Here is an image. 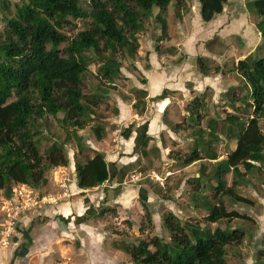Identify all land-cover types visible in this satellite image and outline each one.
Returning a JSON list of instances; mask_svg holds the SVG:
<instances>
[{"label":"crops","instance_id":"obj_1","mask_svg":"<svg viewBox=\"0 0 264 264\" xmlns=\"http://www.w3.org/2000/svg\"><path fill=\"white\" fill-rule=\"evenodd\" d=\"M231 1L209 22L201 18L200 4L189 1L151 22L147 46L138 40L137 76L121 72L131 80V89L108 93L114 114L101 122L90 115L93 120L75 132L83 145L80 152L89 153L86 158L104 154L108 180L80 189L75 172L80 161L71 147L67 165L45 176L47 189L54 192L33 189L58 196L57 201L19 216L8 243L0 244V264H133L127 250L141 238L147 213L155 232L166 211L178 218L208 216L215 204L204 199L215 191L214 181L223 179L230 187L226 182L232 168L223 178L225 166L220 164L236 148L238 129L233 132L232 118L252 117V109L244 115L251 100L245 104L243 92L249 89L235 66L248 56L264 57V35L251 10ZM78 138L72 137L76 148ZM193 153L199 159L185 163ZM252 192L250 198L238 195L264 210V183ZM15 201L12 192L6 197L0 190V229L8 226L7 213Z\"/></svg>","mask_w":264,"mask_h":264},{"label":"trees","instance_id":"obj_2","mask_svg":"<svg viewBox=\"0 0 264 264\" xmlns=\"http://www.w3.org/2000/svg\"><path fill=\"white\" fill-rule=\"evenodd\" d=\"M183 1H197L203 22H209L222 12L228 0ZM169 4L170 0H87L84 9L81 0H26L16 7L14 17L5 18L6 28L0 41V190L6 197L12 192L11 185L40 188L46 182L47 168L67 165L64 144L53 142L48 148V166H43L34 140V122L60 113L61 123L71 128L66 139H77L75 132L85 125L86 116H95L101 97L108 96V92L97 86L93 98H84L80 86L87 66L81 62L80 54L88 50L98 53L102 42L103 51H109L110 55L103 59L99 71L112 82L121 75V66L114 57L116 51L132 58L139 46L137 34L143 29L142 19L151 17L156 6L159 11L155 21L162 20ZM247 5L253 6L263 22L264 0H252ZM179 8L178 5L176 10ZM68 18L89 19L91 26L69 38L59 30L70 25ZM162 26L164 29V21ZM235 70L249 86L251 103L247 107L252 109V117L245 123L232 118L239 130L237 144L220 164V167L225 165L222 176L231 168L234 174L241 175L239 166L244 174L259 172L264 165V133L260 127V122L264 123V57L248 56L236 64ZM91 130L100 138L98 129ZM76 145L80 152L83 145L79 138ZM196 159L198 155L193 153L184 162ZM75 172L80 189L96 187L109 178L104 154L98 152L86 158L83 165L76 163ZM216 177L220 175L217 173ZM217 183L216 194L252 205L251 200L235 194L232 186L226 188L223 179ZM222 202L208 209L206 223L250 219L237 211H227ZM145 218L150 222L148 213ZM164 226L170 233L169 243L156 238L150 244L140 242L129 248L127 253L133 264H225L226 246L243 239V232L236 228H216L210 232L190 223L181 225L170 212L167 216L164 214ZM150 245L154 251L149 249ZM261 255L264 258V252Z\"/></svg>","mask_w":264,"mask_h":264},{"label":"rangeland","instance_id":"obj_3","mask_svg":"<svg viewBox=\"0 0 264 264\" xmlns=\"http://www.w3.org/2000/svg\"><path fill=\"white\" fill-rule=\"evenodd\" d=\"M252 0H232L231 2L239 3V4H245L246 7L251 10V17L254 25L257 27V29L264 33V21H260L259 16L255 13L253 6H248L247 4L251 2ZM23 2H26V0H0V41H2V34L6 28V19L8 17H14L16 12V7L20 6ZM179 0H170V4L168 5L167 9L169 7H175L179 5V7H183L187 5V2L181 0L180 4H178ZM192 3H198L197 1H191L189 2V5H192ZM6 5L4 8L1 6ZM81 6L86 9L87 6V0H81ZM158 7L154 6L152 9V16L148 18L142 19V26L143 29L140 33L137 34L138 40L141 39L142 43L141 45L147 46V34L151 32V28L153 25H151V22L154 23L155 18L154 14L158 12ZM165 12H163L162 17H165ZM68 20L71 22L70 25H64L62 28H60V32L65 34L67 37L72 38L76 36V34L80 31L86 30L90 28V20L89 19H78L73 20L68 18ZM153 29L152 36L155 38L156 33ZM147 32V34H145ZM138 49L136 54L130 58L126 53L117 50L114 54L115 60L120 64L121 68L120 71L125 73H132L135 76V63L137 62V53L140 49V44H138ZM64 44L61 45L59 48L62 50L64 48ZM263 51V53H262ZM262 55H264V47H262V50H260ZM110 55L109 51H103V43L101 42L99 45V52H95L93 50H88L80 54L79 58L82 63H84L87 66V71L84 74L82 80L83 83L80 86L81 90L84 94V98H93L94 94L97 93V86H100V88L108 93L112 94H122V92L126 91L129 92L131 89V80L127 79L124 75H119L116 77L112 82L105 79L103 75L99 71V67L103 63V59L108 57ZM241 80V79H240ZM130 81V83H129ZM111 82V83H109ZM241 82V81H240ZM244 83L243 81L241 82ZM246 85V83H244ZM248 90L249 86H245ZM100 89V90H101ZM242 89V88H241ZM245 104H247V100L249 98V91L243 92ZM14 100V98L11 99V101ZM112 108V109H111ZM244 115H248L250 112V109L248 107L243 109ZM111 114H114L113 107L111 105V97L109 95L107 97H101L99 101V106L95 109L94 115L96 116V121L101 122L103 118L109 116ZM62 114H57L56 117L48 116L46 115L44 118V121H37L33 124V132H34V140L37 142V149L39 155L43 158V166H48L47 156H48V148L51 146L53 142H57L58 144H64V151L66 155L69 152V149L72 147L73 150H75L76 159L79 162H83L87 157V150L82 151L79 153L76 148L74 141L72 138H67V134H70L71 128H67L65 124L61 123L62 120ZM92 119L89 116H86V121L89 123V120ZM242 119V118H241ZM246 119V118H245ZM245 119H242L241 121L243 123L246 122ZM93 120V119H92ZM233 132H237V125L233 124ZM260 127L264 133V123L260 122ZM239 131V130H238ZM78 132V131H77ZM80 132V131H79ZM68 137V136H67ZM70 137V135H69ZM88 149H90L89 145H86ZM235 148V147H234ZM233 147H231L232 150H234ZM91 150V149H90ZM87 153V154H86ZM77 163V162H76ZM222 165L221 168H223ZM64 167V166H60ZM241 172H245L242 167H239ZM53 167L47 168L45 171V176L49 174V171H51ZM228 175V174H227ZM229 176V177H228ZM227 176V182L229 183L230 187L232 186L233 181H238V183H244V185H240L239 187L232 186V190L235 194H241L245 197H252L254 196L253 192L251 193L252 189L256 186H259L260 184L264 183V165L261 166V170L259 172H248L243 173V175L238 174H232ZM225 175H223V178ZM156 179V178H155ZM209 181V180H208ZM49 184L46 182L40 186V188H37L39 192H51L52 190L47 189ZM217 185V182L214 181V186ZM259 189H262V187H258ZM54 192V191H52ZM212 193L209 194L210 196H206L204 201L210 200V203L213 204L216 203H224L225 208L227 211L236 210L237 212L241 213L242 215L249 216L250 219H232V220H219L216 223H206L204 221V218L200 219H194L192 217H189L188 219L186 217H180L178 218L175 214H173L177 220L181 222V225H184L186 223H190L193 226H200L204 228L206 231L213 232L216 228L221 229H234L240 230L243 232V239L239 243H234L226 246V256H225V264H262L264 263V258L262 257V252H264V210H259V206H253L252 205H246L243 203H239L235 201L232 197H229L228 195H222L221 193L216 194L214 190L211 191ZM214 192V193H213ZM222 200V201H221ZM258 211V212H257ZM256 212L260 217L255 219ZM169 211H166V216L168 215ZM190 215V214H189ZM145 218V217H143ZM257 220V221H254ZM161 230H158L157 232L154 231V228L150 222L147 219H143L141 223L140 228V235L141 238H138L137 244L133 245L132 247H136L139 245L140 242L150 244L152 240L158 238L160 241H163V243H169L170 241V233L169 230L164 226V215L162 216V222H161ZM149 249L151 251H154L155 248L153 245L149 246Z\"/></svg>","mask_w":264,"mask_h":264},{"label":"built area","instance_id":"obj_4","mask_svg":"<svg viewBox=\"0 0 264 264\" xmlns=\"http://www.w3.org/2000/svg\"><path fill=\"white\" fill-rule=\"evenodd\" d=\"M24 186L20 188L19 185H16L12 188V194L16 197V201L10 204V209L7 213L6 222L8 226L0 229V244L2 245L8 243L9 236L13 230L12 227L18 221L19 216L24 215L28 210L38 209L43 205L53 204L57 201L58 196L52 194H40L34 192L33 188ZM64 192H66V190Z\"/></svg>","mask_w":264,"mask_h":264},{"label":"bare ground","instance_id":"obj_5","mask_svg":"<svg viewBox=\"0 0 264 264\" xmlns=\"http://www.w3.org/2000/svg\"><path fill=\"white\" fill-rule=\"evenodd\" d=\"M46 197H48V196H46Z\"/></svg>","mask_w":264,"mask_h":264}]
</instances>
